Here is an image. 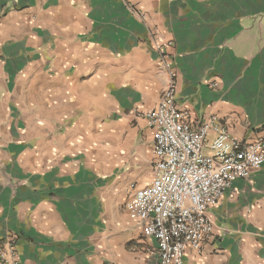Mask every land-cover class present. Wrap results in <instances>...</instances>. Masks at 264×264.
<instances>
[{
    "label": "crops",
    "instance_id": "1",
    "mask_svg": "<svg viewBox=\"0 0 264 264\" xmlns=\"http://www.w3.org/2000/svg\"><path fill=\"white\" fill-rule=\"evenodd\" d=\"M176 72L193 120L264 134V0H0V240L20 264H156L128 207L152 178L139 113ZM185 264H264V164L208 211Z\"/></svg>",
    "mask_w": 264,
    "mask_h": 264
},
{
    "label": "built area",
    "instance_id": "2",
    "mask_svg": "<svg viewBox=\"0 0 264 264\" xmlns=\"http://www.w3.org/2000/svg\"><path fill=\"white\" fill-rule=\"evenodd\" d=\"M154 45L170 78L157 103L139 113L153 131L152 178L130 183L127 205L156 242V264H185V250H199L212 232L209 209L264 164V134L236 138L214 114L193 120L177 100L171 42ZM0 264H20L14 235L0 240Z\"/></svg>",
    "mask_w": 264,
    "mask_h": 264
}]
</instances>
